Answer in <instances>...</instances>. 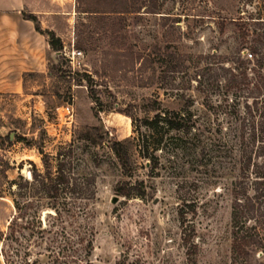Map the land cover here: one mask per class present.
<instances>
[{
	"label": "rangeland",
	"instance_id": "1",
	"mask_svg": "<svg viewBox=\"0 0 264 264\" xmlns=\"http://www.w3.org/2000/svg\"><path fill=\"white\" fill-rule=\"evenodd\" d=\"M112 1L123 2L124 11L79 10L109 8ZM240 6L241 0H31L5 14L0 264H230L229 190L237 171L231 99L197 73L206 62L228 64L237 54L241 44L226 18ZM49 31L60 49L48 42ZM165 109L189 113L191 130L158 127L161 133L150 136L152 158L132 146L131 165L123 168L109 143L136 134L145 117ZM92 126L102 142L93 141ZM36 144L51 164L57 150L70 152L71 171L93 179L83 214L72 215L69 198L60 215L42 206L54 199L37 191L33 173L43 174L44 164ZM14 195L27 206L9 235ZM88 228L90 251L76 243Z\"/></svg>",
	"mask_w": 264,
	"mask_h": 264
},
{
	"label": "trees",
	"instance_id": "2",
	"mask_svg": "<svg viewBox=\"0 0 264 264\" xmlns=\"http://www.w3.org/2000/svg\"><path fill=\"white\" fill-rule=\"evenodd\" d=\"M241 1L242 6L236 9L235 15L226 18L232 24L241 44L237 54L228 56V64L219 63L216 67H211L206 62L197 75L221 86L225 99L227 97L231 99V102H227V104L235 127L233 143L236 151L237 171L229 190L232 195L230 264H264V0ZM122 3L112 1L109 8L107 5L105 9L84 8L79 10L119 13L124 11L122 7L125 6ZM24 17L36 21V15L33 12H26ZM226 19L219 21L221 31L224 30ZM35 28L40 30L36 23ZM48 33V42L55 49H60L62 44L59 37L52 31ZM244 49L246 50L242 53ZM173 54L176 57L174 52ZM206 55L208 54H201L200 57ZM183 61L184 59L179 56L178 62L182 63ZM210 70H212L211 73ZM206 74L207 76H205ZM83 75L87 76V80H92L89 74ZM91 96L95 101L99 100L95 93H91ZM60 103L59 101L57 105ZM155 108L152 106V109ZM160 118L164 120L162 124L158 123ZM141 126L145 130H141ZM192 126L189 113L165 109L164 114L156 113L152 118L145 117L139 124L136 134L112 140L109 146L121 166L128 168L131 165L130 148L132 146H136L143 156L152 158L149 150L153 149L154 143L150 136L153 132L161 133L158 127L188 132ZM91 128L95 130L94 133L98 137L93 141L102 142L103 136L98 127L92 126ZM18 139L33 144L25 136H19ZM36 146L42 155L41 159L44 164L43 174L33 173L38 183L37 191L43 198L52 197L54 199L52 204L45 202L42 206L49 205L55 210V215H60L61 203L64 199L69 198V202L73 200L70 209L75 207L72 215L83 214L86 201L94 194V192H87L93 179L87 176L80 177L79 174L71 171L70 152L57 150L53 156L55 163L51 164L50 154L44 152L39 144ZM52 168H54L53 171ZM65 188L72 192H61ZM119 191L123 194L129 192L124 187ZM78 200L80 202H77ZM13 203L15 213L8 225L11 230L9 235H13L16 227L21 225L26 213L25 206H27L15 195ZM90 233L92 234V228L86 229L83 234H77L76 241V243L84 242V248H89V251L92 248ZM2 234L3 232L0 231V235ZM76 250L77 247L74 248V251Z\"/></svg>",
	"mask_w": 264,
	"mask_h": 264
},
{
	"label": "crops",
	"instance_id": "3",
	"mask_svg": "<svg viewBox=\"0 0 264 264\" xmlns=\"http://www.w3.org/2000/svg\"><path fill=\"white\" fill-rule=\"evenodd\" d=\"M17 2V5L12 7L7 5V0H0V26L4 24L3 22L5 19V14H9V12L12 10L15 11V13H19V11H21V9H23L25 6L30 5L31 0H17ZM14 15L17 17V14Z\"/></svg>",
	"mask_w": 264,
	"mask_h": 264
}]
</instances>
